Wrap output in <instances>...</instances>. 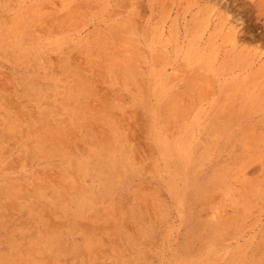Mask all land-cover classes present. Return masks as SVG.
Wrapping results in <instances>:
<instances>
[{
	"label": "rangeland",
	"instance_id": "374dc122",
	"mask_svg": "<svg viewBox=\"0 0 264 264\" xmlns=\"http://www.w3.org/2000/svg\"><path fill=\"white\" fill-rule=\"evenodd\" d=\"M0 264H264V0H0Z\"/></svg>",
	"mask_w": 264,
	"mask_h": 264
}]
</instances>
